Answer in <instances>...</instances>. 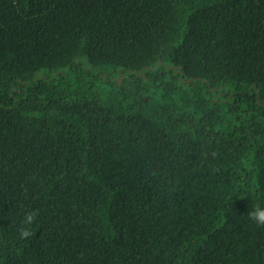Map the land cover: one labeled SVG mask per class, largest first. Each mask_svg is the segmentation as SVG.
I'll return each instance as SVG.
<instances>
[{
	"label": "trees",
	"instance_id": "1",
	"mask_svg": "<svg viewBox=\"0 0 264 264\" xmlns=\"http://www.w3.org/2000/svg\"><path fill=\"white\" fill-rule=\"evenodd\" d=\"M255 205L264 0H0V264H264Z\"/></svg>",
	"mask_w": 264,
	"mask_h": 264
},
{
	"label": "clouds",
	"instance_id": "2",
	"mask_svg": "<svg viewBox=\"0 0 264 264\" xmlns=\"http://www.w3.org/2000/svg\"><path fill=\"white\" fill-rule=\"evenodd\" d=\"M36 213L29 212L24 217V224L30 225L35 219ZM248 219L259 228H264V205H255L247 214ZM31 233L26 227L20 229L21 238H26Z\"/></svg>",
	"mask_w": 264,
	"mask_h": 264
}]
</instances>
